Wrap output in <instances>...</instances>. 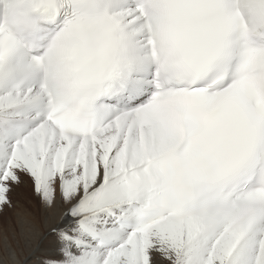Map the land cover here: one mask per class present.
I'll return each mask as SVG.
<instances>
[{"label":"snow or ice","instance_id":"6c2138e0","mask_svg":"<svg viewBox=\"0 0 264 264\" xmlns=\"http://www.w3.org/2000/svg\"><path fill=\"white\" fill-rule=\"evenodd\" d=\"M25 251L264 264V0H0V264Z\"/></svg>","mask_w":264,"mask_h":264},{"label":"bare ground","instance_id":"6f19581e","mask_svg":"<svg viewBox=\"0 0 264 264\" xmlns=\"http://www.w3.org/2000/svg\"><path fill=\"white\" fill-rule=\"evenodd\" d=\"M25 183L19 185L16 191L13 193L14 200L21 204L27 205L30 210L34 213L38 222L43 218V210L40 205L39 197L36 196L32 189V182L29 178L25 177ZM13 215L12 211L9 210L4 214V222L6 223L9 218ZM43 225L41 224V231H43ZM27 252L21 253L17 257V264H37L35 259L26 262Z\"/></svg>","mask_w":264,"mask_h":264}]
</instances>
